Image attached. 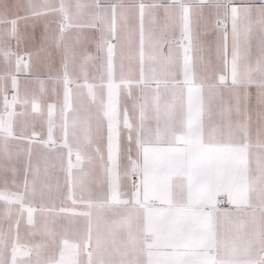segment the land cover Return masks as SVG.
Segmentation results:
<instances>
[{"label": "snow or ice", "instance_id": "snow-or-ice-1", "mask_svg": "<svg viewBox=\"0 0 264 264\" xmlns=\"http://www.w3.org/2000/svg\"><path fill=\"white\" fill-rule=\"evenodd\" d=\"M0 264H264V0H0Z\"/></svg>", "mask_w": 264, "mask_h": 264}, {"label": "crops", "instance_id": "crops-1", "mask_svg": "<svg viewBox=\"0 0 264 264\" xmlns=\"http://www.w3.org/2000/svg\"><path fill=\"white\" fill-rule=\"evenodd\" d=\"M22 79H23V75H22Z\"/></svg>", "mask_w": 264, "mask_h": 264}]
</instances>
